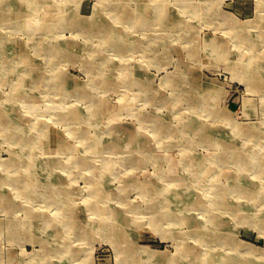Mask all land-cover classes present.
<instances>
[{"label":"rangeland","instance_id":"374dc122","mask_svg":"<svg viewBox=\"0 0 264 264\" xmlns=\"http://www.w3.org/2000/svg\"><path fill=\"white\" fill-rule=\"evenodd\" d=\"M97 2L0 0V15L14 10L20 20L0 19V112L13 119L0 128V264H223L231 257L232 264H264V197L252 205L253 224L237 222L232 212L237 203L249 205L232 186L237 178L264 183L257 177L264 163L252 167L264 148L250 157L252 164L244 163L219 141L228 139L221 130L231 132L243 158L248 147L259 148L231 128L264 127L263 87L251 89L248 78L235 73L242 69L241 57L258 52L256 63L264 65V0H165L167 17L161 21L154 2L128 0L131 11L145 10L131 25L114 21L115 12H101ZM95 17L106 30L97 28ZM143 20L147 24L140 26ZM237 27L255 42L241 43ZM119 44L128 46L121 51ZM210 44L226 49L219 59H213ZM69 53L76 58L57 59ZM28 78L24 94L32 99L23 101L17 87ZM196 92L214 97L215 108L208 111L202 95L193 102ZM73 112L78 122L68 121ZM186 116L213 134L180 128L157 142L153 119L169 117L175 126L189 122ZM129 132L138 134L139 155L109 143L101 152L89 147L94 137L105 142L113 133ZM183 181L184 190L203 197L207 209L178 204L187 222L177 227L171 223L176 205L163 196L167 186ZM211 214L220 216V225L208 222ZM69 215L84 230L86 220L103 227L87 235L65 225ZM193 220L206 226V236L192 233ZM226 228L238 242L235 250L221 237ZM119 230L125 243L109 239Z\"/></svg>","mask_w":264,"mask_h":264},{"label":"bare ground","instance_id":"6f19581e","mask_svg":"<svg viewBox=\"0 0 264 264\" xmlns=\"http://www.w3.org/2000/svg\"><path fill=\"white\" fill-rule=\"evenodd\" d=\"M28 2L32 1V0H26ZM36 1V0H35ZM98 2L96 3V8H98V4H99V8H100V11L103 12V11H107L108 13H112V12H115V15H114V21L117 20L119 21L121 24H136L139 20L143 19L142 17H140L138 15V13H141V12H144L145 10L143 9V6L138 8L137 11H134L132 10L131 11V7H129V2L128 0H97ZM149 1H152L155 3L156 7L153 8V11L155 13H157L159 15L158 19L159 21L161 17L164 16V19L166 16V13H165V0H149ZM201 2L205 3L206 1L208 3L212 2V0H200ZM135 2V1H134ZM3 3V2H2ZM106 3V4H105ZM198 3V2H197ZM45 4V3H44ZM137 4V3H136ZM147 4V3H146ZM159 4V6H157ZM195 4V3H194ZM47 5V3H46ZM63 5V4H62ZM44 6V5H43ZM49 7V6H48ZM173 7V6H172ZM41 8V7H40ZM53 8V7H52ZM55 8V7H54ZM192 10L195 11L196 13H200V10H202V8L196 6H191ZM51 9V7H50ZM191 10V11H192ZM63 11L62 7H59V13ZM171 12V11H170ZM136 13V14H135ZM147 13V12H146ZM228 13V12H227ZM50 14V13H48ZM63 14H64V11H63ZM79 14V13H78ZM99 15V14H98ZM101 15V14H100ZM179 15V14H178ZM28 16V15H27ZM172 16V15H170ZM64 17V15H63ZM70 16H68L69 18ZM82 17V16H81ZM102 17V15H101ZM100 17V18H101ZM183 17V16H182ZM2 18H6V19H12V20H16V21H20L19 19H17V15H16V11H12L10 12L7 16L5 15H0V19ZM79 17H76V20H78ZM145 18V17H144ZM150 18V17H149ZM148 18V20H149ZM84 18H81V20H83ZM188 19V18H187ZM80 20V19H79ZM147 20V21H148ZM152 20V19H151ZM154 20V19H153ZM71 21V20H70ZM98 23V19L95 17L94 18V21ZM223 21V20H221ZM72 22V21H71ZM78 22V21H77ZM104 22V21H103ZM164 21H162L163 23ZM174 22V23H173ZM171 22V26L173 25V28L175 27L176 23L175 21ZM37 24V22H35ZM75 23V22H74ZM180 23V22H178ZM19 24V23H18ZM28 24V23H27ZM53 22L51 21L49 23V26L52 25ZM77 24V23H76ZM144 24H147L146 21H141V23L139 24L140 26L144 25ZM148 24H154V22H149ZM187 25V24H186ZM100 29H103V30H106L107 26H105L103 24V26H101V23H98L97 25ZM188 26H191L190 24H188ZM44 27H46L44 25ZM43 27V28H44ZM42 28V29H43ZM239 29V33L238 35L240 36V39H241V43L243 44H247L248 47L250 45H252L255 41L253 39H248L247 37H244V34H246L247 32L245 33H241V29L244 30V27H237ZM94 29V28H93ZM232 29V28H231ZM227 30V29H225ZM233 30V29H232ZM242 30V31H243ZM190 31V30H189ZM191 31H193V29H191ZM234 31V30H233ZM1 32V31H0ZM194 32V31H193ZM224 33V32H223ZM192 34V33H191ZM229 34H231L229 32ZM224 35H226L224 33ZM251 35V34H250ZM145 36H143L144 38ZM217 37V36H216ZM230 37V36H229ZM129 38V37H128ZM137 38V37H136ZM213 38V37H212ZM232 38V37H231ZM260 38H264V36H261ZM207 39V38H206ZM223 39V38H222ZM227 39V38H226ZM59 40V39H58ZM215 40V39H214ZM228 40V39H227ZM226 40V41H227ZM124 41V40H123ZM141 41V39L139 40ZM216 41V40H215ZM230 41H232L230 39ZM159 43V42H158ZM21 45V43H20ZM120 45V50L123 51V48L126 49L128 44L126 45H123V44H119ZM232 45V44H231ZM137 46V45H136ZM229 46V45H227ZM123 47V48H122ZM197 47V46H196ZM221 47V46H220ZM231 47V46H230ZM56 48L58 49V47H55L54 49L56 50ZM133 46L129 44V50L132 49ZM209 50H212V51H215L216 53L212 55L213 59H219V54H224V50H226L225 48H216L215 46H212L211 44L208 46ZM53 49V51H54ZM174 49V48H173ZM229 49V47H228ZM249 49V48H248ZM11 50V49H10ZM69 52V51H68ZM53 55V54H52ZM17 60L21 61L23 64L25 63V65H32V63H28L27 62V58L23 57V56H17L16 57ZM76 57H74L72 54L69 53V55H65L64 57L63 56H58L57 59H74ZM262 58H264V55H262ZM36 59V57H35ZM259 61V52H258V55H254V56H247V58L243 59V57H241V60L242 61V69L241 70H236V75L237 76H240L241 78L242 77H245V78H248L247 82H249V87H251V89L253 88H260V87H263V91H264V70H263V66L262 64L258 65L256 63V61ZM238 60V59H237ZM240 61V60H239ZM113 62V61H112ZM36 65V64H35ZM110 67V66H109ZM58 69V68H57ZM16 70V69H15ZM113 71V70H112ZM38 71H36L37 73ZM61 72V71H59ZM125 72V71H124ZM174 74V73H173ZM12 75V74H11ZM186 76V75H185ZM193 76V74H192ZM188 77V76H187ZM198 77V76H197ZM191 78V77H190ZM241 78H238V79H241ZM188 79V78H187ZM243 79V78H242ZM20 80V79H19ZM45 80V79H44ZM43 80V81H44ZM189 80V79H188ZM31 80L28 78L26 79L25 81L23 82H19V86L17 87V92H16V96L20 99H22L23 101H30L32 99L31 96H26L24 93V89H25V86L26 84H28L27 82H30ZM36 82H40L39 79H35ZM141 81V79H140ZM187 81V80H186ZM189 81H192V80H189ZM197 81V80H196ZM48 83L49 80H45L44 83ZM173 82H175L173 80ZM183 82V81H182ZM185 82V81H184ZM196 83V82H195ZM59 84V83H58ZM57 84V85H58ZM186 84V83H185ZM192 84V83H191ZM197 84V83H196ZM189 85V84H188ZM59 87L61 85H58ZM185 86V85H184ZM195 86V85H194ZM187 87V85H186ZM192 87V86H191ZM70 88V87H69ZM185 88V87H184ZM250 89V88H249ZM59 90V89H58ZM83 91V90H81ZM191 91V89H190ZM84 93V92H83ZM194 93V92H193ZM84 94H87L84 93ZM157 94V93H156ZM202 95V96H201ZM201 95H198V93L196 92L195 95H193V97H191L193 99V102L196 100V99H200L198 97L201 96V98L205 99L207 102H208V106H207V110L210 111V109H213L215 108V99L214 97H211L208 96V95H205V94H201ZM87 96H90L87 94ZM153 96V94H152ZM156 96V95H155ZM153 96V97H155ZM204 96V97H203ZM207 96V97H206ZM152 99V98H151ZM154 99V98H153ZM157 99V98H156ZM158 100V99H157ZM151 101V100H150ZM192 101V100H191ZM196 103V102H195ZM198 103V102H197ZM183 104V103H182ZM206 106V105H205ZM204 106V107H205ZM115 107V106H114ZM18 108V107H17ZM168 108V107H167ZM200 108V107H199ZM112 109H113V106H112ZM10 112V111H9ZM172 112V111H171ZM264 113V112H263ZM162 114V113H161ZM148 115V114H147ZM78 115L75 114L74 112L70 115V119H68L69 122L71 123H75V122H78L79 120H77V117ZM152 116V115H151ZM159 116V114H158ZM64 117V116H63ZM149 117V116H148ZM186 118L189 119V122H187L186 124H184V122H181L175 126H172L170 125L169 121H170V118L169 117H165V118H155L153 119V124L152 126H154V129L156 131V134L158 136H156V139L157 142H161L164 140V138H162L163 134H167V133H170V132H174L176 131L177 129H180V128H186L187 130H189V132L193 133V132H197L198 131H202L204 132L205 131V134L208 133V130L209 132L211 133V135L213 134L212 132V129L211 128H208L205 127L203 124L201 123H198V122H192V118L194 119V117H187ZM9 120H13L12 118L9 119L5 116V114L3 112H0V128L4 129L6 128V126L8 125L9 123ZM61 121H64L61 119ZM15 131L18 130H21V128L19 127V123H16V119H15ZM264 124V123H263ZM12 125V124H11ZM258 125V124H257ZM24 127V126H23ZM53 128V127H52ZM118 129V128H117ZM56 130V129H55ZM198 130V131H197ZM6 131V130H5ZM98 131V130H97ZM231 131L234 132L235 134L237 135H247L248 137V140H251L254 142V145L253 146H259L258 149H255L254 147H252V149H250L249 147L247 149H249V153L250 154H246L245 153V157L243 158L242 156H244V153L241 152V150L239 149V146H235V144L233 142H231V137L230 135H232L231 132H227L225 131L227 134L223 133V130H221L219 133L224 135V136H227V138L230 140L227 139V141L225 140H222V139H219L220 142H222L221 144L224 146V148L230 152L232 154V152L234 153V156L237 157L238 161H241V158H242V161L241 162H244L246 163L247 161L250 163L251 162V159L250 157L252 155H254L255 153L259 152L260 149L263 147L264 148V143H259L258 140L259 139H262V141L264 140V127H261V126H254L252 124H249V125H242V126H235L233 128H231ZM131 132V131H130ZM127 133L123 136H119L115 133H113L112 135H110L111 137H109L110 139L109 140H104L105 142H102L103 138H97V137H94L93 138V141H91V145L89 146L90 148H92L93 150L95 151H102L101 149L103 148V145L105 144H108L109 143V146H111V148H116V149H123V147H126L130 150H128L127 152L129 153V155H132V154H135L137 153L138 155L140 154V150L136 149L137 148V145L139 144L137 142V139H138V134H133V133ZM17 134V135H16ZM120 134V133H119ZM15 137L18 138V131L15 133ZM161 137V138H160ZM7 138H14V135H13V132L11 131V129L9 130V133H7ZM106 139V138H105ZM150 139H154L155 138H151ZM16 140V139H15ZM200 140L201 141H205V138H202L200 137ZM58 141V139H57ZM153 141V140H152ZM236 143V142H235ZM140 145V144H139ZM140 147H142V145H140ZM120 150L118 151H115V152H119ZM78 153V152H77ZM230 153L226 154V155H230ZM190 155V154H189ZM111 157V156H110ZM224 156H220V160L223 158ZM224 159V158H223ZM254 160V159H253ZM252 160V162H253ZM111 162V161H110ZM251 162V164H252ZM262 165L264 163V156L261 160H259L258 158L256 160H254V163L252 164V167H256V165ZM13 164V163H12ZM257 165V166H258ZM201 167H204V166H201ZM211 167V165H210ZM262 168H259L258 167V171H261V172H264V165L261 166ZM256 170V169H255ZM259 174V173H258ZM245 177V176H244ZM257 177H262V179H264V174H259L257 175ZM249 179H246V178H242L239 177L237 178V181H235L232 186L233 188L236 190V193L237 194H241L243 196L246 197V201L247 203H249V205H246L245 203H237L235 204L236 206L233 207V214L235 215L236 217V221H240V222H244V223H248V224H253L255 222L254 219V215L251 214V208H252V205L255 204L256 201L260 200V198L264 197V190H262L264 188V183L263 184H254L253 182L251 183L250 181H248ZM223 181V180H222ZM153 184V183H152ZM111 186V184H110ZM171 189H173V192H174V195L172 196L171 193H172V190H170V187H172ZM170 185V186H167L166 188V195L163 196V200L169 202V204L171 205H176V208H175V212L172 213V220H171V223H173L174 225H176L177 227L178 226H181V225H185V222H187V220L185 219L184 215L182 214V212H177L178 210V204H187V205H191V204H195L199 207H203L204 209H207V207H205V203L206 201H203V197H195L194 198V194L193 192L191 191H185L184 188H187L188 185L183 181L181 183H177L175 185ZM108 189V188H107ZM144 189L145 191L148 192V189L147 187H144L142 188ZM110 192V191H109ZM115 192V191H114ZM111 193V192H110ZM113 195V194H112ZM184 197V198H183ZM2 199L0 201H3V197H1ZM139 199V198H138ZM148 199H151L152 200V204L155 203V199L153 197H148ZM229 201V200H228ZM133 202V201H132ZM135 202V201H134ZM224 203H226L224 201ZM242 204H245V205H242ZM77 206V205H76ZM114 207V206H113ZM98 209H99V206H98ZM113 209V208H112ZM38 211V210H37ZM117 211V210H116ZM120 211V210H119ZM211 212V209H209V213ZM34 212H32L33 214ZM39 214V213H38ZM79 214V213H78ZM35 215V214H34ZM80 215V214H79ZM190 217V216H189ZM224 217V216H223ZM80 220L77 216H73V215H69L68 217V220L67 222L65 223V225H70V226H74V227H77L76 229L77 230H80L82 231L83 233L87 234V235H94L93 232L96 231V230H99L101 229L103 226L100 227L101 223H96L95 221H85L84 222V225L86 226L87 225V228H85L86 230H84V228H80L79 227V224H78V220ZM221 218L219 215H214V214H211L210 216V219L208 220V222L212 223V224H217V225H220L221 223ZM230 220V219H229ZM35 222V221H34ZM189 222V221H188ZM230 223V222H229ZM36 224V223H35ZM201 223H198L197 224V221L196 220H193L191 222V228H189L193 234L196 235H202V236H206L207 234V228L206 226H202L200 225ZM82 225V224H81ZM102 225H107V222H102ZM190 225V224H189ZM204 225V224H203ZM228 225V224H227ZM259 225V224H257ZM227 227V226H225ZM260 227V226H259ZM59 228V227H58ZM35 229V228H34ZM33 229V230H34ZM186 229V228H185ZM188 229V230H189ZM223 229V228H222ZM226 232H224V235H222L221 237L225 238H220V239H223V240H231L230 242H228L229 246L231 247L232 250H235L236 249V246L238 245V242L235 240L234 241V237H233V234L232 232H230V230L228 228H226ZM120 231V230H119ZM116 231L115 233H112L110 235V238H109V234L106 235V237H108L109 239H112V241L116 242V239L118 238L119 242H123L125 243V239L124 238V235L123 233L120 231ZM236 231V230H235ZM10 232L11 233H15V227L10 224ZM33 232V231H32ZM37 232V231H36ZM163 234V233H162ZM180 235V233H178ZM177 234H175V236H177L178 239H181V235L179 236ZM163 236V235H162ZM172 237V236H171ZM234 238V239H233ZM191 242V241H190ZM193 244V243H191ZM117 246V244H115ZM130 247V246H128ZM198 248V247H197ZM196 248V249H197ZM133 250V249H132ZM132 250H130L131 253H134L132 252ZM181 250V249H180ZM134 251V250H133ZM215 254V253H214ZM178 255V254H177ZM149 256V255H148ZM148 258V257H147ZM67 259V258H66ZM151 259V258H150ZM213 259V258H212ZM147 260V259H145ZM233 257L231 258H228L227 260H225L223 262V264H232L233 263ZM122 261V258L120 259V262ZM182 262V261H181ZM237 262V261H236ZM122 263V262H121ZM157 263V262H156ZM235 263V262H234ZM136 264H139V263H136ZM141 264V263H140ZM148 264V263H147ZM162 264V263H161Z\"/></svg>","mask_w":264,"mask_h":264}]
</instances>
